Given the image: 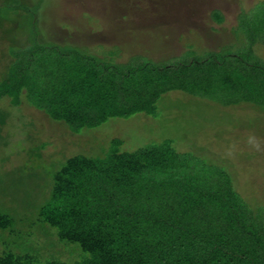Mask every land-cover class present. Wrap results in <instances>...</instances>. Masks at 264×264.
<instances>
[{
  "label": "trees",
  "instance_id": "16d2710c",
  "mask_svg": "<svg viewBox=\"0 0 264 264\" xmlns=\"http://www.w3.org/2000/svg\"><path fill=\"white\" fill-rule=\"evenodd\" d=\"M31 1L27 4L25 0H13L0 6V31L7 29L9 22L11 25L14 23L9 17L12 13L14 20L20 24L19 28L26 30L27 37L20 44L30 45L26 49L35 59L41 60L54 51L38 39L37 31L29 33L27 29L28 21L34 20L35 16L40 17L48 0ZM20 9L25 10V16L16 12ZM86 16L87 22H97L96 17ZM211 17L219 22L224 20L219 10H213ZM154 37L155 34H149L150 40L155 41ZM159 40L167 45L165 35L156 42ZM15 41L18 45V40ZM186 46L187 51L193 52L192 44L187 43ZM58 48L68 55L74 54L75 60L73 66L64 65L60 70L61 78L51 84L50 92L34 91L26 72L16 64H10L0 77V99L7 96L17 105L22 90L27 97L34 92L43 114L53 122L63 123L70 135L81 136L79 142L87 140L90 146H82L83 149L76 150L72 156L59 151L57 157L47 162L44 150L51 145L50 142L20 139V143L16 144L20 145L19 148H12L11 144L14 145L17 139H12L16 132H9L5 137L0 135V162L4 166L18 153L28 155L23 164L9 169L5 166L6 169L0 171V264H264V251L262 258L248 253L243 256L229 254L225 250V242L215 241L213 236L198 230L194 218L186 217L183 211L160 216L158 211L145 206L146 201V204L137 206V201L130 198V204L135 206L126 227L122 226L124 220L116 219L112 213L105 219L116 220L113 221L115 227L108 226L106 220H98L96 216L92 227L86 203L79 205L68 201L69 206L64 204L65 198L79 195V184L85 177L104 179L115 191L114 196L123 197L133 188L135 179L152 178L166 171L168 166L175 171L190 160L204 161L202 163L209 167L208 170L224 176L233 199L241 200L254 216L261 213L264 203L255 185L248 180L238 190V175L235 173L264 176V154L258 147H255L256 151L247 143V147L252 146L253 150L243 152L237 143L222 136L228 132H232L233 136L235 132L238 139L245 141L246 134L258 133L260 127L257 123L262 119L264 104L251 99L255 92L252 84H239L236 80L232 86L229 80L215 78L218 73L214 72V68L201 80L186 83L177 78L181 73L168 71L167 62H148L142 54L131 55L127 65L118 62L123 50L117 45L109 50L101 45V51L87 46L60 45ZM216 57L218 55L213 56ZM135 60L140 62L132 68ZM78 61L86 63L87 71L77 67ZM141 72H153L154 82L159 87H168L148 93L145 97L134 93L130 95L132 106L117 111L115 97L119 85L121 82L123 86L133 82L135 75ZM146 78L138 80L148 85L151 79L149 76ZM173 90L184 95L172 98L169 94L164 98V94ZM186 96L207 99L223 106H236L235 111L225 118L221 135H218L219 131L214 133L213 127L205 128L195 122L201 121L202 115L188 117L183 110L170 109L171 104L178 99L186 100ZM139 114L141 118L149 116L154 122H142L143 129L137 130L142 138L134 137L138 144L133 142L127 147L121 137L96 134L109 120H127ZM160 122H163L165 130L163 125L159 127ZM179 140H185L188 149L179 151L176 146ZM144 229L149 232L145 242L132 245L131 240L142 237ZM256 240L264 250L263 243L258 238Z\"/></svg>",
  "mask_w": 264,
  "mask_h": 264
},
{
  "label": "rangeland",
  "instance_id": "374dc122",
  "mask_svg": "<svg viewBox=\"0 0 264 264\" xmlns=\"http://www.w3.org/2000/svg\"><path fill=\"white\" fill-rule=\"evenodd\" d=\"M12 1L0 0V6ZM31 2L25 0L27 4ZM213 10L222 12L223 22L211 17ZM41 11L39 18L35 16L34 20L28 21L27 32L37 31L38 39L49 45L48 48L54 52L41 60L35 59L28 48L26 49L30 45L20 44V41L27 37L26 30L19 28L20 24L14 20L11 13L9 17L14 23L11 25L9 22L7 25L10 30L6 27L7 29L0 31V77L10 64H16L26 72L34 91L50 92L51 84L61 78L60 70L66 65L73 66L75 60L74 54L61 52L58 46H87L101 51V45L106 50L117 45L123 50L121 58L117 60L122 64L127 65L131 61V55L142 54L148 62H167L168 71L181 73L177 78L186 83L201 80L210 75L211 69L214 68V72L218 73L215 78L229 80L232 86L236 80L239 84L251 83L255 91L251 99L260 105L264 104V0H48ZM16 12L25 16V10ZM86 15L96 17L97 22H87ZM5 32H8V35H4ZM149 34H155V41L149 39ZM162 35L166 36L167 45L162 43L163 40L156 42ZM15 38L19 42L18 45ZM187 43L193 45V52L187 51ZM12 45H16L14 49L11 48ZM15 54H18V57ZM214 55H218V58H213ZM29 59L31 61L28 63ZM78 62L77 67L82 68L83 72L87 71L86 63ZM139 62L133 61L131 67L134 68ZM147 76L151 79L148 85L138 80H147ZM135 77L133 82H128L125 86L121 82L119 85L115 97L117 111L127 110L132 106L130 95L134 93L145 97L148 93L168 87H159V84L154 82L153 72H141ZM175 92L169 91L163 96L167 98L170 94L174 98L184 95ZM25 93L22 90L17 105L7 96L0 99V135L5 137L9 132H16L12 137L17 138L14 145L11 144L12 148H19L20 145L16 144L20 143V139L33 142L48 141L51 145L44 150V160L47 162L50 158L57 157L59 151H65V155L72 156L76 150L89 148L85 135L82 136L85 141L79 142L81 136L70 135L63 123L53 122L41 112L34 92L29 97ZM172 108L187 112L188 117L202 115L201 121L195 122L205 128L213 127L214 133L219 131L218 135H221L225 118L235 111L236 106H223L207 99L187 97L186 100H176L170 105V109ZM262 114L261 121L257 123L260 127L259 134H246L247 139L243 141L237 138L235 132L233 136L232 132H228L222 134L223 139L233 140L243 152L253 150V147L256 150L255 147H258L264 154V113ZM142 122L154 121L149 116L141 118L140 114L127 120L115 118L105 123L96 134L121 137L127 143L126 146L130 147L133 142L138 144L134 137L141 139L140 136H143L137 131L143 129ZM161 125L164 129L163 122L159 123V127ZM185 142L178 141L176 146L179 151L188 149ZM245 143L253 147H247ZM22 144L26 143L22 141ZM27 157L25 152L18 153L5 166L9 169L23 164L28 160ZM202 162L204 161L198 163L188 160L176 170L173 169L175 171L168 166L166 171L152 178H137L133 181L134 186L130 193L123 197L114 196L115 191L104 179L85 177L79 184V195L72 199L65 198L64 204L69 206L68 201L79 205L86 203L89 209L87 217L92 227L95 225V216L98 220H106L108 226L115 227L116 220L105 219L111 213L116 219L122 218V226L126 227L135 206L130 204V198L137 201V206L146 204V201L145 206L152 211H158L160 216L164 213L183 211L186 217L194 218V225L198 230L213 236L215 241L225 242V250L229 254L243 256L248 253L262 258L264 250L258 246L256 239L264 245V204L261 213L254 216L241 200L231 197L224 176L208 170L209 167ZM5 166L0 162V171L2 168L6 169ZM242 174L235 173L238 175V190L239 186L249 180L255 185L256 192L264 203V176ZM63 213L66 214L64 211ZM141 233L142 237L131 240L133 244H130L138 246L140 241L144 243L149 232L144 229ZM151 241L154 242L153 239Z\"/></svg>",
  "mask_w": 264,
  "mask_h": 264
}]
</instances>
